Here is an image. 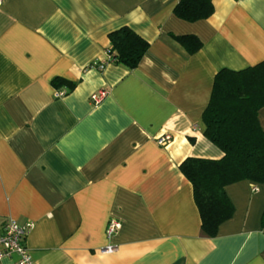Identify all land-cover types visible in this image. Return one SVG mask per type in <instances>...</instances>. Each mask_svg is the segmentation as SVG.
<instances>
[{
	"label": "crops",
	"instance_id": "crops-1",
	"mask_svg": "<svg viewBox=\"0 0 264 264\" xmlns=\"http://www.w3.org/2000/svg\"><path fill=\"white\" fill-rule=\"evenodd\" d=\"M179 1L3 0L0 232L7 219L32 223L31 264H264V186H227L234 215L209 238L179 169L223 158L203 113L219 71L264 62V0H212L195 23L175 17ZM123 27L150 44L143 60L98 70ZM187 35L203 43L194 55L173 38ZM258 119L264 130V108ZM111 220L121 228L108 239Z\"/></svg>",
	"mask_w": 264,
	"mask_h": 264
},
{
	"label": "trees",
	"instance_id": "trees-1",
	"mask_svg": "<svg viewBox=\"0 0 264 264\" xmlns=\"http://www.w3.org/2000/svg\"><path fill=\"white\" fill-rule=\"evenodd\" d=\"M176 18L195 23L214 13L212 0H180ZM188 54L203 43L193 35L173 36ZM111 63L129 70L138 68L150 44L129 27L109 35ZM55 88L75 84L56 78ZM264 108V62L241 71L223 69L215 78L210 101L203 113L204 136L220 149V160L187 158L179 169L190 182L205 236L215 238L219 227L234 215L226 187L242 181L264 186V130L258 114ZM193 142V141H192ZM264 228V212L261 218Z\"/></svg>",
	"mask_w": 264,
	"mask_h": 264
},
{
	"label": "built area",
	"instance_id": "built-area-1",
	"mask_svg": "<svg viewBox=\"0 0 264 264\" xmlns=\"http://www.w3.org/2000/svg\"><path fill=\"white\" fill-rule=\"evenodd\" d=\"M3 5V0H0V7ZM108 64H111V55L107 52L106 61L96 65L98 70H103ZM63 93H57L56 97L63 96ZM107 97L105 90L92 93L90 100L94 106L100 105ZM160 146H167L172 141L170 135H164L158 140ZM121 228V224L116 220H111L108 223L106 229V236L108 239L112 238L118 233ZM32 229V223L20 224L14 219H7L0 232V260L12 259L17 257V264H31V258L29 255L28 247L26 246V240L29 232ZM113 247H107L103 250V253H112Z\"/></svg>",
	"mask_w": 264,
	"mask_h": 264
}]
</instances>
